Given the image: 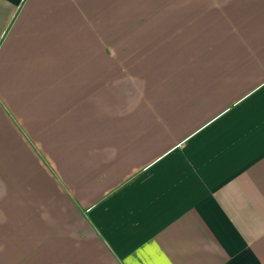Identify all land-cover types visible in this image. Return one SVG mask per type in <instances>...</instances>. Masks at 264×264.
<instances>
[{
    "label": "crops",
    "instance_id": "0c3cea01",
    "mask_svg": "<svg viewBox=\"0 0 264 264\" xmlns=\"http://www.w3.org/2000/svg\"><path fill=\"white\" fill-rule=\"evenodd\" d=\"M0 264H264V0H0Z\"/></svg>",
    "mask_w": 264,
    "mask_h": 264
}]
</instances>
